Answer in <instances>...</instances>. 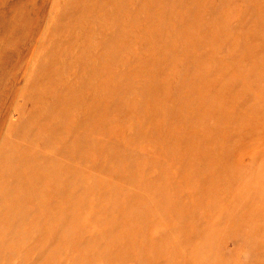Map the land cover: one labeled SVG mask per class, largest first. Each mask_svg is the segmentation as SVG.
<instances>
[{"label": "rangeland", "instance_id": "rangeland-1", "mask_svg": "<svg viewBox=\"0 0 264 264\" xmlns=\"http://www.w3.org/2000/svg\"><path fill=\"white\" fill-rule=\"evenodd\" d=\"M0 264H264V0H0Z\"/></svg>", "mask_w": 264, "mask_h": 264}]
</instances>
